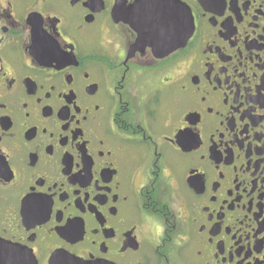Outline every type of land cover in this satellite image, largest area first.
Wrapping results in <instances>:
<instances>
[{
  "label": "flooded vegetation",
  "instance_id": "1",
  "mask_svg": "<svg viewBox=\"0 0 264 264\" xmlns=\"http://www.w3.org/2000/svg\"><path fill=\"white\" fill-rule=\"evenodd\" d=\"M0 264H264V0H0Z\"/></svg>",
  "mask_w": 264,
  "mask_h": 264
},
{
  "label": "water",
  "instance_id": "2",
  "mask_svg": "<svg viewBox=\"0 0 264 264\" xmlns=\"http://www.w3.org/2000/svg\"><path fill=\"white\" fill-rule=\"evenodd\" d=\"M13 254H14L13 256H15V257H17V256H18V255H17V251H16V250H14V251H13ZM16 262H19V261H18V260H16ZM19 263H21V262H19Z\"/></svg>",
  "mask_w": 264,
  "mask_h": 264
}]
</instances>
